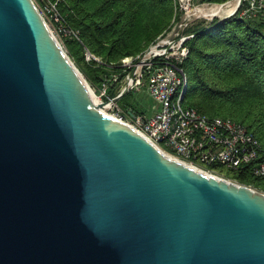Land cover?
Here are the masks:
<instances>
[{
  "label": "water",
  "instance_id": "obj_1",
  "mask_svg": "<svg viewBox=\"0 0 264 264\" xmlns=\"http://www.w3.org/2000/svg\"><path fill=\"white\" fill-rule=\"evenodd\" d=\"M130 82L97 102L37 1L0 0V264H264V191L109 113Z\"/></svg>",
  "mask_w": 264,
  "mask_h": 264
},
{
  "label": "trees",
  "instance_id": "obj_2",
  "mask_svg": "<svg viewBox=\"0 0 264 264\" xmlns=\"http://www.w3.org/2000/svg\"><path fill=\"white\" fill-rule=\"evenodd\" d=\"M246 4L227 20L215 18L208 25L195 21L187 28L194 36L186 41L190 53L183 66L189 88L184 102L247 125L264 148V13L243 17ZM59 8L66 25L78 34L64 35L69 52L97 87L113 71L124 78L123 59L146 51L183 14L178 0H62ZM89 51L100 60H89ZM118 94V88L110 90V97ZM119 102L139 108L132 91ZM209 169L264 191V176L255 175L252 165L231 169L213 164Z\"/></svg>",
  "mask_w": 264,
  "mask_h": 264
},
{
  "label": "built area",
  "instance_id": "obj_3",
  "mask_svg": "<svg viewBox=\"0 0 264 264\" xmlns=\"http://www.w3.org/2000/svg\"><path fill=\"white\" fill-rule=\"evenodd\" d=\"M36 1L48 23H53L59 32L63 35H78L65 23L59 8L62 0ZM178 2L183 12L178 24L176 22L170 31L160 36L146 51L137 57L123 59L121 64L127 76L126 82L131 81L130 91H141L145 87L156 101L154 111L134 105H122L120 102L108 104L107 110L133 126L168 154L191 165L207 170L213 164L231 169L252 165L255 175L264 176V148L247 125L231 117L203 113L184 102L189 88V76L183 66L190 53L186 41L194 33H190L188 37L185 35L196 18L204 15L197 11L191 12L202 7L195 5L194 0ZM262 13L264 0H247L241 15L251 18ZM87 57L89 60H100L90 51ZM134 68L135 77L130 79ZM121 77L122 73L117 71L103 77L100 86L96 87L98 92L94 90L97 102L105 103L111 99L110 90L114 87L118 88L119 93L126 90L125 76Z\"/></svg>",
  "mask_w": 264,
  "mask_h": 264
},
{
  "label": "rangeland",
  "instance_id": "obj_4",
  "mask_svg": "<svg viewBox=\"0 0 264 264\" xmlns=\"http://www.w3.org/2000/svg\"><path fill=\"white\" fill-rule=\"evenodd\" d=\"M229 1H231V0H229ZM228 2H225V3L227 4ZM194 3H195V5H201V6L208 7V8L215 7L216 5H219V4H224V3L213 4V2H209V1L204 2L203 0H194ZM184 16H185V12H184L183 17ZM192 17H196V16L192 15ZM221 17H223V16H215V17H212V18H209V17H206V16L205 17L204 16H201L200 18H196L195 21L204 22L206 25H208V24L212 23L215 18H221ZM49 23L51 25V28H52L53 32L57 36L58 40L61 42V44L63 45V47L67 51V53L70 55V57L72 58V60L78 66L77 62L75 61V59L71 56V54L69 52V49H68V47H67V45L65 43V40H64L65 39L64 38V35L57 30V28L55 27V25L53 23H51L50 21H49ZM177 24H178V22H177ZM79 69H80V67H79ZM81 72L83 73L82 70H81ZM83 75L85 76V78L89 82V85L91 86V89H93L96 92H98V89H96L97 86H94L84 73H83ZM126 81H127V76L125 75V78H124V83L125 84H127V82H128V81L127 82ZM132 92L134 93V99L139 103V107L141 106V108H146L150 112H153L154 111V106L156 105V101L149 95V93H148V91L146 90L145 87L141 91H137V92L136 91H132ZM108 111H110V110H108ZM111 112L113 113L114 111H111ZM203 169H205V168H203ZM205 170L211 172L210 170H207V169H205ZM212 173H216L218 175H221L220 173L215 172V171L212 172ZM221 176H224V175H221ZM229 179H231V178H229ZM231 180L236 181L234 179H231Z\"/></svg>",
  "mask_w": 264,
  "mask_h": 264
},
{
  "label": "bare ground",
  "instance_id": "obj_5",
  "mask_svg": "<svg viewBox=\"0 0 264 264\" xmlns=\"http://www.w3.org/2000/svg\"><path fill=\"white\" fill-rule=\"evenodd\" d=\"M238 3H239V0H231L227 4L225 3L226 5L225 4H219V5H216L215 7H212V8L202 6L201 8L193 9L191 12L196 13V11H197L201 15H204V16L209 17V18H212L215 16H225V15L232 13L236 9ZM91 90L93 91L94 98L96 99V101H98V98L95 96L94 90L93 89H91ZM170 155H172V154H170ZM172 156H174V155H172ZM174 157H176V156H174ZM196 167L199 170H202V171L207 172V173H211L209 171H206L202 167H199V166H196Z\"/></svg>",
  "mask_w": 264,
  "mask_h": 264
}]
</instances>
